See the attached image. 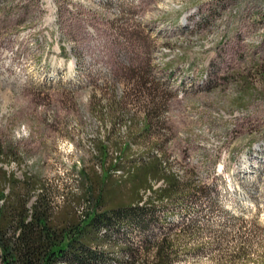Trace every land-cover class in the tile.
Masks as SVG:
<instances>
[{
  "label": "rangeland",
  "instance_id": "obj_1",
  "mask_svg": "<svg viewBox=\"0 0 264 264\" xmlns=\"http://www.w3.org/2000/svg\"><path fill=\"white\" fill-rule=\"evenodd\" d=\"M0 148L59 205L172 174L147 234L188 225L174 264H264V0H0Z\"/></svg>",
  "mask_w": 264,
  "mask_h": 264
},
{
  "label": "trees",
  "instance_id": "obj_2",
  "mask_svg": "<svg viewBox=\"0 0 264 264\" xmlns=\"http://www.w3.org/2000/svg\"><path fill=\"white\" fill-rule=\"evenodd\" d=\"M7 163H0V264H174L185 251L180 242L191 232L188 225L169 224L159 238L147 231L166 222L168 210L154 203L166 199L178 205L190 182L180 184L172 174H160L154 179L164 178L166 187L153 190L150 202L139 195L133 203L106 210L100 189L67 196L59 205L36 176L6 172L1 164ZM150 180L143 192L152 191ZM191 190L190 196L205 194L206 187ZM157 208L162 217L156 218ZM189 226L197 227L194 221ZM136 232L140 240L135 244L130 235ZM248 260L246 247L229 256L230 263Z\"/></svg>",
  "mask_w": 264,
  "mask_h": 264
},
{
  "label": "bare ground",
  "instance_id": "obj_3",
  "mask_svg": "<svg viewBox=\"0 0 264 264\" xmlns=\"http://www.w3.org/2000/svg\"><path fill=\"white\" fill-rule=\"evenodd\" d=\"M151 157H153V158H160L161 157V155L158 153V150L157 149H152V151H151ZM163 163V162H162ZM2 165V167L6 170V172H9L10 173V171H11V167L8 165V163L7 164H1ZM12 165V164H11ZM13 168V167H12ZM15 170V169H14ZM13 171V170H12ZM16 172V171H15ZM114 174H120L119 176H121L122 174H123V172L121 171V170H116L115 172H114ZM18 177H21V176H19L18 175ZM150 183V186H151V188H152V191L150 190V187H149V189L148 190H146V193H147V195H151L152 194V192H153V190H157V189H160V188H164L165 186H166V183H165V181L164 180H158V181H156V180H152V181H150L149 182ZM5 193H7V190H6V192ZM2 203V202H1ZM142 203V202H141Z\"/></svg>",
  "mask_w": 264,
  "mask_h": 264
},
{
  "label": "built area",
  "instance_id": "obj_4",
  "mask_svg": "<svg viewBox=\"0 0 264 264\" xmlns=\"http://www.w3.org/2000/svg\"><path fill=\"white\" fill-rule=\"evenodd\" d=\"M43 35H44L45 37H46V36H50L49 34H43Z\"/></svg>",
  "mask_w": 264,
  "mask_h": 264
}]
</instances>
